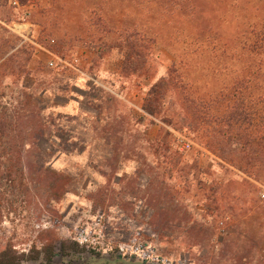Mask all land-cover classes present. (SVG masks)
Masks as SVG:
<instances>
[{"label":"rangeland","instance_id":"374dc122","mask_svg":"<svg viewBox=\"0 0 264 264\" xmlns=\"http://www.w3.org/2000/svg\"><path fill=\"white\" fill-rule=\"evenodd\" d=\"M46 9L47 0L36 9L29 4L28 16L19 0H0V63L25 44V52L13 59L33 71L17 80L3 75L1 68L0 102L16 105V90L23 84L46 88L45 96L57 104L47 110L53 115L45 120L52 131L63 126L75 148L65 153L57 137H42L25 153L21 167L17 165L20 138L0 139V169H11L15 179L10 187L0 181V258L10 247L13 264H146L115 248L87 249L73 239L71 227L89 223L103 211L107 233L116 243L139 228L145 241L156 238L160 253L172 259L187 257V264H264V199L260 197L264 182L250 180L256 189L241 185L242 174L221 165L193 133L179 129L182 109L176 96L168 95L162 107V117L171 124L162 118L153 123L143 116L145 92L171 64H177L199 89L213 81L212 72L208 75L204 70L208 61L194 53L195 38L186 36L187 29L178 25L148 36L154 39L148 70L120 79L116 51L99 57L61 32H53V37L64 44L47 41L36 13ZM234 11V19L225 18L224 37L238 26L241 31L243 21L258 19L247 5ZM259 17L264 19V13ZM242 41L240 37L237 42ZM218 46L223 48L221 43ZM162 126L170 131L166 142L182 156L179 167L188 173V181L177 179L175 170L171 177L168 165L154 153V139ZM184 144L188 146L182 149ZM153 173L171 188L175 200L149 182ZM215 183L222 192L217 201L207 200Z\"/></svg>","mask_w":264,"mask_h":264},{"label":"trees","instance_id":"16d2710c","mask_svg":"<svg viewBox=\"0 0 264 264\" xmlns=\"http://www.w3.org/2000/svg\"><path fill=\"white\" fill-rule=\"evenodd\" d=\"M44 1L46 0H19L20 6L25 9L23 12L28 16H31L29 4L36 9ZM47 2L48 9L36 12L41 22L37 24L44 26L42 31L46 40L52 45L64 44L61 39L53 37V32H61L59 34L62 37L72 36V39H78L99 57L116 51L119 56L120 79L148 70L154 40L148 36H157L164 28H171L173 25L187 29L186 36L195 38L194 53L200 55L203 61H208V67L204 70L208 75L212 72L213 81L199 89L173 63L166 74L151 83L145 92L141 105L143 116L153 123L155 119L162 118L160 120L171 124L172 122L162 117V107L168 95L176 96L182 109V117L176 125L179 129L193 133L219 159L221 165L242 174L241 185L247 184L256 189V185L250 180L264 182V19L259 17V14L264 13V0ZM242 5H247L256 13L254 18L258 19L243 21L241 31L238 26L232 35L224 37L222 32L225 18L231 16L234 19L237 15L234 9ZM8 22L9 19L4 21L6 24ZM246 27L251 30L244 31ZM214 34H217L216 38ZM240 37H243V41L238 43ZM220 43L223 45L222 49L218 46ZM24 45L8 55L5 62L0 63L3 75L16 76L17 80L31 76L33 71L28 66L18 64L13 59L21 51L25 52ZM211 55L214 58H210ZM224 64V67L217 69ZM221 73L224 79H221ZM212 84L215 85L211 87ZM46 91V88L36 89L34 85L23 84L16 90V105L0 102V139L5 136L20 138L17 141H21L17 146L20 152L18 166L24 165L25 153L31 152L30 149L42 137H57L60 148L65 153L72 152L75 148L69 145V138L66 136L68 132L63 126L52 131L45 120V117L53 115L52 111L47 114V110L57 104L51 99L48 100ZM168 136L170 131L166 127H159L153 144L156 146L154 153L160 155L162 162L168 165V174L171 177L175 170L179 172L177 179L188 181V173H184V169L179 167L182 156L166 142ZM19 170L20 180L24 184L26 179L22 175V168ZM2 180L8 182V187L15 184L11 169H0V181ZM149 182L155 183L159 189L164 188V195L171 201L175 200L171 188L164 186L157 174L153 173ZM221 192V187L215 183L206 198L217 201ZM0 195L3 193L0 192ZM6 249L2 252L0 263L9 259L5 264H13L14 251L10 247Z\"/></svg>","mask_w":264,"mask_h":264},{"label":"built area","instance_id":"2783aa9c","mask_svg":"<svg viewBox=\"0 0 264 264\" xmlns=\"http://www.w3.org/2000/svg\"><path fill=\"white\" fill-rule=\"evenodd\" d=\"M187 146L188 144H184L181 148L184 149ZM260 197L264 199V191L260 193ZM107 221L108 217L105 212L99 211L92 221L75 224L68 232H70L77 243L87 249L108 252L115 248L117 253L135 256L146 264H187L189 262L187 257L172 259L160 253L156 245L155 235L151 233L152 238L154 237L155 239L147 242L143 239L144 230L139 228L133 230L126 241L116 243L107 233ZM146 230L148 231L149 229Z\"/></svg>","mask_w":264,"mask_h":264},{"label":"crops","instance_id":"0c3cea01","mask_svg":"<svg viewBox=\"0 0 264 264\" xmlns=\"http://www.w3.org/2000/svg\"><path fill=\"white\" fill-rule=\"evenodd\" d=\"M137 208H138V207H136L135 212L137 211ZM128 222H129V220H128Z\"/></svg>","mask_w":264,"mask_h":264}]
</instances>
